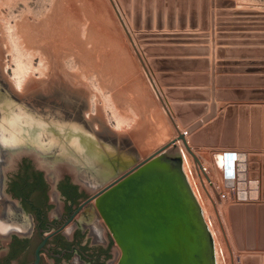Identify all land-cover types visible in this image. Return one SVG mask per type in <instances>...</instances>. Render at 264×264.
Segmentation results:
<instances>
[{"label": "rangeland", "instance_id": "obj_1", "mask_svg": "<svg viewBox=\"0 0 264 264\" xmlns=\"http://www.w3.org/2000/svg\"><path fill=\"white\" fill-rule=\"evenodd\" d=\"M114 1L117 8L112 0H0V37L6 40L2 49L8 50L3 54L6 65L1 66L3 69L0 67V87L14 103L12 113L23 119L44 114L52 119L84 123L105 139L107 145L111 146L108 143L111 142L121 152L130 151L128 154L133 153L130 156L138 161L177 137V126L181 131L185 130L174 113L173 105H179L188 116L185 119L187 126H195L194 139L203 142L191 145L199 159L203 163L212 162L214 152L241 151L247 162L249 182L250 171H256L258 175L260 196L255 202H264V0ZM187 25L191 28L199 26L202 31L211 29L213 64H216V54L218 57L235 56L236 70L247 73L235 78L239 83H246L245 88L219 86L216 91V80L210 88L184 87V75L168 72L178 60L164 57L180 49L176 44L186 41L181 38L190 36L150 30L185 28ZM9 26L16 38L19 31V36L26 33L31 42L27 40L29 45L35 46L33 50L23 43L29 51L26 62L34 69L31 77L40 82L58 71L56 82L49 91L38 87L37 91L23 96L10 86L16 63L15 51L8 38ZM21 37L18 39L22 42L25 38L22 40ZM196 37L200 40L197 42L208 43L204 40L208 34ZM203 50L208 55L209 49ZM200 62L208 67L207 59ZM217 64L221 65L218 68L221 72L227 69L229 62ZM70 76L78 82L75 88L67 83ZM205 76L208 83V73ZM222 79L227 80V77ZM167 92L173 100L167 97ZM198 92L203 99H192ZM254 105H260L262 110L252 111ZM115 111L125 117L123 127H117ZM88 112L92 114L91 119L86 117ZM217 127L219 129H214ZM138 129L144 134L134 137L133 133ZM246 156L252 157L251 160ZM251 162L257 163L252 170L248 169ZM194 164L196 167L197 163ZM212 177L220 181L221 174ZM199 178L203 186H200L201 199L204 204H211L214 212V217L206 220L214 224L213 219H217V235L226 246L223 262L264 264V249L259 248L258 240L254 248H249L246 224L231 216L230 206L235 201L230 198L221 208L215 191L206 186L204 177L199 175ZM75 179H78L76 175ZM247 201L250 199L241 202ZM106 228L109 231L107 225ZM117 248L113 239L109 259L112 264L117 263Z\"/></svg>", "mask_w": 264, "mask_h": 264}, {"label": "water", "instance_id": "obj_2", "mask_svg": "<svg viewBox=\"0 0 264 264\" xmlns=\"http://www.w3.org/2000/svg\"><path fill=\"white\" fill-rule=\"evenodd\" d=\"M112 1L116 7L115 1ZM137 52L144 64L142 56L138 50ZM1 90L5 95L4 90L2 88ZM166 95L173 100L172 96H168V92ZM173 107L175 116L179 118L185 130L181 131L177 126V137L145 159L138 160L84 203L94 202V207L118 245L116 264H216L214 237L185 173L182 149L178 145V141H182L195 162L200 164V159L191 145H201L203 142L194 139L195 126H187L185 120L188 118L187 114L179 105L174 104ZM231 110V113L235 114L234 110ZM261 110L260 105L252 107L254 112ZM2 115L0 109V118ZM45 117L47 120L52 119L46 115ZM234 118L235 115L232 116L233 120ZM92 131L99 137L95 130ZM44 138L48 139V136L44 135ZM100 139L107 142L103 138ZM108 143L111 147L114 145ZM104 146L110 147L106 144ZM53 150L59 152L60 146L54 145L50 152ZM251 158L247 157V160ZM54 163L57 164L56 161ZM67 165L78 170V167L70 162ZM256 167L257 163H248V169ZM257 176L256 171H250L248 184L250 191L248 194L242 193L250 201L235 202L230 206V210L231 216L236 217L237 221L241 219L246 224L249 248H254L258 240L259 248L264 249V202H255L260 196ZM213 189L223 208L219 193L214 186Z\"/></svg>", "mask_w": 264, "mask_h": 264}, {"label": "flooded vegetation", "instance_id": "obj_3", "mask_svg": "<svg viewBox=\"0 0 264 264\" xmlns=\"http://www.w3.org/2000/svg\"><path fill=\"white\" fill-rule=\"evenodd\" d=\"M12 112L6 116L18 120ZM5 122L0 126V264H112V235L94 202L84 203L125 172L121 162L117 159L104 178L83 162L45 152L16 123ZM11 136L21 145L6 144ZM69 162L78 170H60Z\"/></svg>", "mask_w": 264, "mask_h": 264}, {"label": "bare ground", "instance_id": "obj_4", "mask_svg": "<svg viewBox=\"0 0 264 264\" xmlns=\"http://www.w3.org/2000/svg\"><path fill=\"white\" fill-rule=\"evenodd\" d=\"M27 24H29V23H27ZM11 29H12V27L9 26L8 27V38H9V41L11 44L10 45L11 48H13V50L15 51L14 61L16 63V68L14 69V78H10V86L14 89L15 92H17L23 96H25L29 92L37 91L36 89L38 87H41L46 91H49L48 88H50V86H52L53 83L56 82L57 77L55 75L58 71L54 75H52V77H50V78L47 77V79H42L40 82L36 81L33 78V76L31 77L32 71L34 69L32 70L31 65L28 62H26V56L29 53V51L27 50L28 46L26 49V45H29L31 43L29 40V37L26 36V33L24 31L25 34H23V35L21 34V36H23L22 40H24V38H25V40L21 42L18 39L19 37H21V36H19L20 31L18 33V38H16L12 34ZM17 32H18V30L16 31V34H17ZM22 32H23V29H22ZM5 41H6L5 37H3V38L0 37V67L1 66L3 67V65H6V63L3 61L4 57H5V56H3V54H4V52H7L8 50H3L4 48L2 49L3 42L5 43ZM24 42L26 43L25 46H23ZM6 44L9 45L7 42H6ZM31 45H29V46H31ZM33 45H34V43H33ZM31 47L33 48L35 46H31ZM43 47H45V46H43ZM29 49H30V47H29ZM38 49H39V47H38ZM33 50H35V48H33ZM48 62L50 63V61H48ZM41 65H43V64H41ZM49 66H50V64H49ZM82 70H84V69H82ZM76 81L77 80H75L73 76L72 77L70 76V77H68L67 83L71 84L72 86L74 85V88H75L76 86H78V84H77L78 82H76ZM64 86H66V85H64ZM40 92L42 93V91H40ZM5 96H6L5 99L0 97V109H1L2 114H3L2 118H0V126H3V124H7L5 121L8 119L12 120L14 123H16L18 125L16 127H19V130L26 132L25 137H32V139L35 140V143L37 142V145L40 148H42L45 152L50 151V149L54 145L58 144L60 146L59 155H60L61 159H65V160L72 161V162H77V161L83 162V164L88 165L89 167L97 169L98 171H100L99 172L100 174H104V178L112 172L113 165L117 159H118V161L121 162V167L125 171L137 162V161H135L134 156H130L133 153L128 154L129 152H124V151L121 152L114 145L112 147L111 146L110 147L104 146V144L107 145V143L105 141H101L99 139V137L94 133V131L89 129V127L84 123L73 122V121H70V120L65 119V118H63V119L62 118L61 119H54L53 118V119L47 120L45 115H43L42 113L41 114L43 116H41L39 120H37V118L35 116L33 118H30V116H27V117H24L25 119H23V117H22V118H19L18 120H15L16 116H15V119L10 118V117L6 116V113L8 110L11 111V109L14 107V103L9 101L6 94H5ZM98 114L99 113H96V115H98ZM114 116L116 118L115 120H117L116 121L117 127L118 128L123 127V124L126 122L125 117L121 116L116 111L114 112ZM86 117L91 119L92 114H90L88 112ZM144 126L147 127L146 125H144ZM49 130L51 132H49ZM142 134H144V132L141 129H138L137 131H135L133 133L134 137L140 136ZM44 135L48 136V139H45ZM14 140H15V142H14ZM16 140H18V138L11 136V137H9L10 142L6 139V144L14 145L12 143H15V146L18 147L21 144L16 143L17 142ZM178 145H180V147L182 149L183 166H184L185 173L189 179V182L191 183V186H192L194 192L196 193V196L198 197V199L202 205V209H203L205 219L206 218L208 219L209 217L213 216L212 214L214 212H213V208H212L211 204H204L202 199H201L200 186H201V188L203 186L201 184L199 174H197V172L195 174V171H197V170L194 171V168L196 169V167L194 164L195 162H194L193 156L191 153H189L186 150L182 141L179 140ZM74 158H75V160H73ZM237 158H238V155H237ZM246 158H247V156H246ZM233 160H234V156H232V155L225 157V156H223V154H219L218 156L215 157L214 161H212V162L208 161V162H206L207 164L204 162V164H206V166L208 167L211 175L215 176L216 173H217V175H218V173L221 174L222 184H224L225 178L223 177V169H224L223 166L226 165L225 168L228 167L230 170H232L231 165H232ZM63 161L64 160H60V163H63ZM61 166L65 167V168L60 167V170H68V168L71 170L70 166H68L66 163L61 164ZM236 166H237V161H236ZM240 177L243 181L247 180V178H248V176H245L244 174H241ZM213 180H214V178H213ZM214 182H216L215 186L218 189L219 188L218 182L216 180H214ZM228 182H229V184L233 182L232 174L228 178ZM244 189L245 188H241V194H239V195L241 196L240 197L241 200L246 201L247 200L246 197L242 194V192H244ZM261 189H262V187H261ZM227 193L229 195L231 194L230 192H227ZM213 223L214 224L208 223V225H209V228L213 234L214 241H215L216 264H225L223 262V260H225L224 258L227 255L226 254V246H225L223 240L221 239V237H219L217 235L218 234L217 230H216L218 227L217 219H213Z\"/></svg>", "mask_w": 264, "mask_h": 264}, {"label": "crops", "instance_id": "obj_5", "mask_svg": "<svg viewBox=\"0 0 264 264\" xmlns=\"http://www.w3.org/2000/svg\"><path fill=\"white\" fill-rule=\"evenodd\" d=\"M151 32H172L171 34H181L183 36H190L186 38H181L182 40H186L184 43H179L176 44L180 49L177 50L174 53H169L167 56L164 58L167 59H174L178 60L176 62L175 67L171 68L169 73L173 74H180L184 75L182 77L184 81V87H190L194 89H204V88H210L211 83L216 80V91L221 86L222 88H229V89H237V88H245L246 83L244 82H238L236 80V76L240 75H246L244 71L236 70V66L233 64L235 60V56H215V63L213 64L212 58L213 55V42H212V37H211V29L209 31H202L199 26L196 28H191V26L187 25L185 28H179L176 27L175 29H168L165 27L162 30L158 29H152L150 30ZM208 34V37L204 40H207L208 43H200L197 41H200L198 35L200 34ZM191 39V40H190ZM195 41V42H194ZM218 47H224L225 45H216ZM231 46V45H228ZM204 48H208V55L206 54V51H204ZM208 60V67H205L204 63L200 62V60ZM219 61H228L229 64L223 65L227 67L226 70L219 72L218 68H221V65H218L217 63ZM212 68L213 70L212 73ZM206 73H208L209 78H208V83L206 79ZM223 77H227V80H223ZM203 95L198 92L197 94L194 95V97H191L194 100H201L203 99ZM215 96V95H214Z\"/></svg>", "mask_w": 264, "mask_h": 264}, {"label": "built area", "instance_id": "obj_6", "mask_svg": "<svg viewBox=\"0 0 264 264\" xmlns=\"http://www.w3.org/2000/svg\"><path fill=\"white\" fill-rule=\"evenodd\" d=\"M218 154H223V156H225V157L230 156V155L234 156V160H233L232 165H231L232 170H230L228 167L225 168L226 165L223 166V168H224L223 169V177L225 178L224 184H222V176H221L220 181H217L218 185H219L218 189L215 186L216 182H214L208 167L201 160H200L201 163L196 165V170H197L196 172L205 178V180L207 182L206 186L208 185L209 188L211 187L212 189H213V186L216 188V190L219 193L223 202L228 201L229 198L233 199V201H235V202L243 201L240 199L241 196L239 195V194H241V188H245L244 192H246L247 194L249 193V190H248L249 180H248V178H247V180L243 181L240 177L241 174H246V176H248V174H247L248 173L247 162L245 160V155L239 150H233V149L220 150V151L214 152L213 161ZM237 155H238V158H237ZM236 161H237V166H236ZM231 174L233 177V182L229 184L228 178L231 176ZM227 192H230L231 194L229 195ZM244 192H242V193H244ZM231 195L233 197H231Z\"/></svg>", "mask_w": 264, "mask_h": 264}]
</instances>
